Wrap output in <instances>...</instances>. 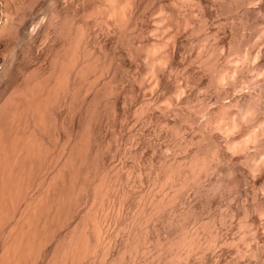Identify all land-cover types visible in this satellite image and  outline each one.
<instances>
[{
  "label": "bare ground",
  "instance_id": "bare-ground-1",
  "mask_svg": "<svg viewBox=\"0 0 264 264\" xmlns=\"http://www.w3.org/2000/svg\"><path fill=\"white\" fill-rule=\"evenodd\" d=\"M0 15V264H264V0Z\"/></svg>",
  "mask_w": 264,
  "mask_h": 264
},
{
  "label": "rangeland",
  "instance_id": "rangeland-1",
  "mask_svg": "<svg viewBox=\"0 0 264 264\" xmlns=\"http://www.w3.org/2000/svg\"><path fill=\"white\" fill-rule=\"evenodd\" d=\"M1 20H2V18H1V15H0V23H1ZM6 39H4V41H5ZM42 40H44V41H41V39L40 40H38L39 42H37L35 45H36V47H35V49H34V47H33V49H32V51L35 53L37 50H36V48L39 50V51H37V52H40V53H42V50H43V52H44V49H43V47H45V45H47V42H45V39H43L42 38ZM3 41V42H4ZM10 42L12 41L11 39L9 40ZM9 41L7 42V41H5L4 42V44L5 45H7L8 43H9ZM2 42V43H3ZM7 42V43H6ZM42 42V43H41ZM44 42H45V44H44ZM11 43H13V41L11 42ZM10 44V43H9ZM37 44H38V46H39V44H40V46L38 47L37 46ZM42 44H44L43 46H42ZM5 45H1L0 46V60L2 61V62H5V61H7L6 63L7 64H11L14 60H13V57H14V55L18 52V50H19V48H18V46H15V50L14 49H11V50H8V49H10L9 47L12 45H8L7 47L5 46ZM4 46V47H3ZM42 49V50H41ZM12 59V62H10V60ZM31 58H29V60H30ZM4 60V61H3ZM28 60V59H27ZM18 61H20L19 59H18ZM1 62V63H2ZM30 63V65L32 64L33 66L35 65H43V63L41 64V62H37V61H35V59L33 60V59H31V61L29 62ZM40 63V64H39ZM1 88V87H0ZM117 157V156H116ZM116 157H114L113 158V160L115 161V163L116 162H119V160H117L118 158H116ZM113 161V162H114ZM143 161V160H142ZM130 162V161H129ZM142 163V162H141ZM142 165L144 166V168L146 167V163H145V165H144V162L142 163ZM141 164H140V166H142ZM143 174L145 173V172H142ZM143 174H141L142 176H143ZM146 174V173H145ZM144 174V175H145ZM132 175V174H131ZM134 178V177H137V178H134V179H138V175L137 176H130V178ZM141 176H140V174H139V178H140ZM144 177V176H143ZM131 178V180L133 181V179ZM143 179V180H142ZM141 180L143 181V185H142V188H145V182L147 183V182H149V180H148V178L146 177V181L144 180V178H142ZM141 180H140V182L139 183H141ZM131 181V182H132ZM135 182H136V184H135V182H134V184H135V186H134V184L132 185V183L130 182V179H129V182H130V184H131V186H130V184H129V186H127L128 188H130V187H132V188H130V190H131V193L133 192V190H134V192H133V194H135V193H138V190L137 189H140L141 187V185L139 184V183H137L138 181L137 180H134ZM145 181V182H144ZM149 183H147V185H148ZM138 185H140L139 187H138ZM146 185V186H147ZM137 187V188H136ZM134 188V189H133ZM141 188V189H142Z\"/></svg>",
  "mask_w": 264,
  "mask_h": 264
}]
</instances>
